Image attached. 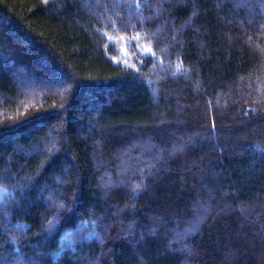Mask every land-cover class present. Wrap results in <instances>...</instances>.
Returning <instances> with one entry per match:
<instances>
[{
  "label": "trees",
  "instance_id": "16d2710c",
  "mask_svg": "<svg viewBox=\"0 0 264 264\" xmlns=\"http://www.w3.org/2000/svg\"><path fill=\"white\" fill-rule=\"evenodd\" d=\"M0 264H264V0H0Z\"/></svg>",
  "mask_w": 264,
  "mask_h": 264
}]
</instances>
